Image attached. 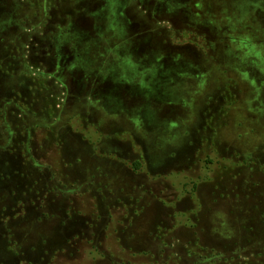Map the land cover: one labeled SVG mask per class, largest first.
<instances>
[{"label":"rangeland","instance_id":"rangeland-1","mask_svg":"<svg viewBox=\"0 0 264 264\" xmlns=\"http://www.w3.org/2000/svg\"><path fill=\"white\" fill-rule=\"evenodd\" d=\"M0 264H264V0H0Z\"/></svg>","mask_w":264,"mask_h":264},{"label":"flooded vegetation","instance_id":"flooded-vegetation-1","mask_svg":"<svg viewBox=\"0 0 264 264\" xmlns=\"http://www.w3.org/2000/svg\"><path fill=\"white\" fill-rule=\"evenodd\" d=\"M43 11H44V10H43ZM20 47H21V46H19V48H20ZM27 47H29V45H27ZM260 55H261V54H260ZM245 56H246V55H245ZM255 58H257V57H255ZM23 63L26 64L25 62L22 61L19 65L22 66ZM21 70H23V67H22ZM15 73H16L15 75H17V73L19 74V72H17V71H16ZM12 92H14V91H12ZM17 95H18V94H17ZM9 100H10V99H9Z\"/></svg>","mask_w":264,"mask_h":264}]
</instances>
